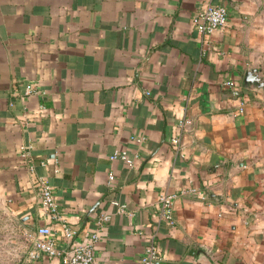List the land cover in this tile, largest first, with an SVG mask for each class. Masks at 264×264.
Listing matches in <instances>:
<instances>
[{
  "label": "crops",
  "instance_id": "0c3cea01",
  "mask_svg": "<svg viewBox=\"0 0 264 264\" xmlns=\"http://www.w3.org/2000/svg\"><path fill=\"white\" fill-rule=\"evenodd\" d=\"M207 3L229 8L211 33ZM105 211L94 264H146L151 239L155 264H264V0H0V258L62 264L30 256L36 234L71 248Z\"/></svg>",
  "mask_w": 264,
  "mask_h": 264
},
{
  "label": "built area",
  "instance_id": "2783aa9c",
  "mask_svg": "<svg viewBox=\"0 0 264 264\" xmlns=\"http://www.w3.org/2000/svg\"><path fill=\"white\" fill-rule=\"evenodd\" d=\"M229 18V8L226 4L221 3H207L200 6L192 17L193 24L204 33H211L217 28L225 25ZM230 85H234L235 81L231 80ZM35 86L32 83H27L26 94L35 92ZM245 100H242L238 106V112L245 111ZM138 140H142V137H137ZM180 137L176 136L173 139L174 143L179 142ZM113 159L120 158L127 161L129 164H133V158L127 151H120L112 154ZM114 179V174L110 173L108 182L111 183ZM37 186L40 193V201L46 212L55 220L60 221L63 219V214L60 210V206L56 195L54 194L51 181L48 176L40 175L37 178ZM192 192H196L200 197H206V191L192 187ZM177 193H163L159 196L161 204V213L163 217L174 226L176 223L174 202ZM113 203L118 205V211L125 210V204L118 200H114ZM112 213L109 211L102 212L97 217V228L91 233L86 242L74 243L71 248L59 247L54 237L51 235H45L43 233L36 234L33 239V246L29 252L31 257H38L42 253L50 255H61L62 264H94L95 263V250L101 237V231L106 226V223L111 219ZM65 229V236L68 240H74L77 234V230L70 227V225L63 224ZM161 259L160 247L151 239L146 247V253L142 257V261L146 264H155L156 261Z\"/></svg>",
  "mask_w": 264,
  "mask_h": 264
},
{
  "label": "rangeland",
  "instance_id": "374dc122",
  "mask_svg": "<svg viewBox=\"0 0 264 264\" xmlns=\"http://www.w3.org/2000/svg\"><path fill=\"white\" fill-rule=\"evenodd\" d=\"M0 260H2L0 261V264H11V259L9 256H4L3 259L0 258Z\"/></svg>",
  "mask_w": 264,
  "mask_h": 264
},
{
  "label": "water",
  "instance_id": "95a60500",
  "mask_svg": "<svg viewBox=\"0 0 264 264\" xmlns=\"http://www.w3.org/2000/svg\"><path fill=\"white\" fill-rule=\"evenodd\" d=\"M253 75H252V71H247L246 73V77H245V80L246 81H252L253 80Z\"/></svg>",
  "mask_w": 264,
  "mask_h": 264
}]
</instances>
